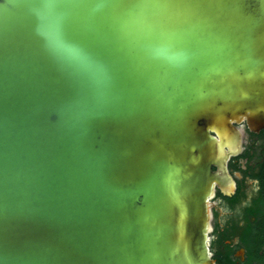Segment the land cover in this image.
Wrapping results in <instances>:
<instances>
[{"label":"water","instance_id":"water-1","mask_svg":"<svg viewBox=\"0 0 264 264\" xmlns=\"http://www.w3.org/2000/svg\"><path fill=\"white\" fill-rule=\"evenodd\" d=\"M248 131L264 0H0V264H217Z\"/></svg>","mask_w":264,"mask_h":264},{"label":"trees","instance_id":"trees-1","mask_svg":"<svg viewBox=\"0 0 264 264\" xmlns=\"http://www.w3.org/2000/svg\"><path fill=\"white\" fill-rule=\"evenodd\" d=\"M259 136L263 140L261 153L251 155V143L245 152L256 165L248 168H253L249 174L257 180V187L249 192L245 181L238 182L236 193L227 197L234 213L224 229L215 225L211 248L217 264H264V134ZM239 248L244 249V260L234 255Z\"/></svg>","mask_w":264,"mask_h":264},{"label":"flooded vegetation","instance_id":"flooded-vegetation-1","mask_svg":"<svg viewBox=\"0 0 264 264\" xmlns=\"http://www.w3.org/2000/svg\"><path fill=\"white\" fill-rule=\"evenodd\" d=\"M261 133L264 134L263 131H260L259 133H254V132L248 131V135H247V138H246L245 143H244L243 152L236 157H232L229 161V169H230L231 173L234 174L235 172H240V174H241V177H235L237 188H238V182H240V181H245L247 183L246 190H248L250 186H252L253 188L257 187V180L254 179L249 174V173L253 172V168H255L256 165H252L251 161L249 160L248 155H245V152H246L247 144L251 143L252 148L250 150V154L251 155L252 154L257 155V154L261 153V150L263 149V146H262L263 140L259 136ZM250 165L253 166L252 169L248 168V166H250ZM237 188H236V191H237ZM236 191H235V193H236ZM233 195H231V196H233ZM231 196H226V195L222 194L220 191H217L216 197L214 199L216 206L213 208V211H214L213 228L214 229H213V232L211 233L212 239L215 238V235H214L215 225L218 224L219 228L224 229V226L227 224L230 217L234 213V211L231 209V207H230L231 205L227 199V197H231ZM211 242H212V240H211ZM241 250H243V253H239ZM234 255L236 257H240L241 260H244V249L243 248L237 249L235 251Z\"/></svg>","mask_w":264,"mask_h":264},{"label":"rangeland","instance_id":"rangeland-1","mask_svg":"<svg viewBox=\"0 0 264 264\" xmlns=\"http://www.w3.org/2000/svg\"><path fill=\"white\" fill-rule=\"evenodd\" d=\"M252 189H253V187H252V186H250V187H249V192H251V191H252ZM239 253H242V252H239Z\"/></svg>","mask_w":264,"mask_h":264}]
</instances>
